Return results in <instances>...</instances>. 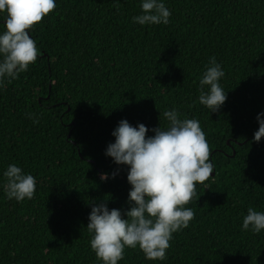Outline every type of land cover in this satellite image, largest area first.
<instances>
[{
    "label": "trees",
    "instance_id": "16d2710c",
    "mask_svg": "<svg viewBox=\"0 0 264 264\" xmlns=\"http://www.w3.org/2000/svg\"><path fill=\"white\" fill-rule=\"evenodd\" d=\"M164 3L169 22L141 26L131 21L139 0H55L31 26L36 60L0 86V173L15 164L36 184L20 202L0 189V264H101L85 227L91 205L123 211L130 187L127 166L104 154L111 132L121 119L166 127L171 108L199 121L214 177L195 185L193 218L164 261L126 247L117 264H264V230L240 229L248 207L264 211V137L252 139L264 111V0ZM209 57L224 71L216 112L197 101Z\"/></svg>",
    "mask_w": 264,
    "mask_h": 264
},
{
    "label": "clouds",
    "instance_id": "9594fccd",
    "mask_svg": "<svg viewBox=\"0 0 264 264\" xmlns=\"http://www.w3.org/2000/svg\"><path fill=\"white\" fill-rule=\"evenodd\" d=\"M113 6L118 9L119 0H113ZM54 7L55 0H0V86L5 80L16 79L36 60L38 49L29 31ZM139 8L140 14L131 17L133 23L144 26L169 22L171 13L164 0H139ZM223 76L221 64L209 57L199 77L197 101L210 112H216L226 99L219 84ZM160 115L167 121L166 127L149 129L143 123L132 126L121 119L111 132L114 141L107 144L104 154L116 165L127 166L130 187L128 207L123 211L109 209L107 199L91 205L85 227L90 234L89 247L101 264H117L126 247H138L146 260L164 261L172 234L186 228L193 218L192 209L185 205L194 195L195 185L213 173L199 121L180 118L176 108ZM262 117L264 111L255 117L258 129L252 139L256 142L264 137ZM106 175L102 173L100 179ZM0 176V189L6 198L17 202L32 198L36 184L32 174L10 163ZM240 229L253 233L264 230V211L248 207Z\"/></svg>",
    "mask_w": 264,
    "mask_h": 264
},
{
    "label": "water",
    "instance_id": "95a60500",
    "mask_svg": "<svg viewBox=\"0 0 264 264\" xmlns=\"http://www.w3.org/2000/svg\"><path fill=\"white\" fill-rule=\"evenodd\" d=\"M72 125H75V124H74V123H72ZM214 174H215L214 172H213V173H211V177H214Z\"/></svg>",
    "mask_w": 264,
    "mask_h": 264
}]
</instances>
